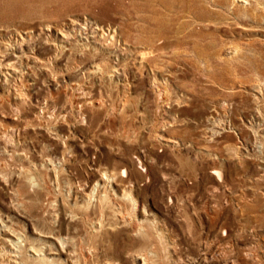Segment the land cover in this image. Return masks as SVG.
<instances>
[{"label": "rangeland", "instance_id": "1", "mask_svg": "<svg viewBox=\"0 0 264 264\" xmlns=\"http://www.w3.org/2000/svg\"><path fill=\"white\" fill-rule=\"evenodd\" d=\"M0 219L45 257L0 264H264V0H0Z\"/></svg>", "mask_w": 264, "mask_h": 264}, {"label": "bare ground", "instance_id": "2", "mask_svg": "<svg viewBox=\"0 0 264 264\" xmlns=\"http://www.w3.org/2000/svg\"><path fill=\"white\" fill-rule=\"evenodd\" d=\"M251 5V4H250ZM73 23H76L78 24L77 22H73ZM72 24V23H71ZM81 33L84 35V38H94V37H97V39L99 38H102L104 35L105 36H108L109 38H113L114 37V31L110 30V29H107L105 32L104 30L99 27V26H95L92 28V30L90 29L89 32H81V30H77V33L76 35H81ZM82 37V35H81ZM5 65L7 66V70L9 71H13V63L11 62L10 64H6ZM10 65V66H9ZM10 67V68H9ZM3 133H5V131H3ZM12 152L14 151L13 149L11 150ZM11 152V153H12ZM120 173L123 175L125 173V169H122L120 171ZM218 173V172H217ZM219 175V173H218ZM109 177V176H108ZM30 180V179H29ZM6 223L5 221H3L2 219H0V230L1 231H4L1 236H0V239L7 245V249H4L3 248H0V256H5L8 254V251L10 249H13V251L16 253V257L17 256H20L22 257V253H27L28 251L31 253L32 255V258L37 260V261H42V260H45L44 258V253H43V249H41V247L39 246H33L31 244H29L27 247H21L20 245H16V232L12 230V232H9L7 229H6ZM22 249L24 250L22 252ZM43 257V258H42ZM47 257V256H46ZM46 262V261H45ZM25 264L22 259L20 262H13V264ZM35 263V262H34ZM145 262H143L144 264Z\"/></svg>", "mask_w": 264, "mask_h": 264}]
</instances>
